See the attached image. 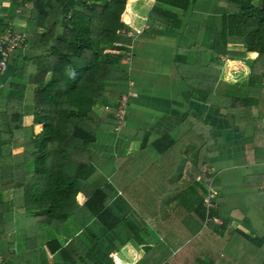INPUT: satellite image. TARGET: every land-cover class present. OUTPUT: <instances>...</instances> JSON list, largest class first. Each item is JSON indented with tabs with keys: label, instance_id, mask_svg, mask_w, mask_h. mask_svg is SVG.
Returning a JSON list of instances; mask_svg holds the SVG:
<instances>
[{
	"label": "crops",
	"instance_id": "1",
	"mask_svg": "<svg viewBox=\"0 0 264 264\" xmlns=\"http://www.w3.org/2000/svg\"><path fill=\"white\" fill-rule=\"evenodd\" d=\"M58 2L70 12L76 0ZM154 6L158 16L129 31L132 43L126 54L132 56L125 68L126 82L122 88L108 89L120 98L100 105L115 109L122 95L131 92L126 123L117 129L113 114L97 110L104 121L91 146L90 159L97 168L91 183L97 189L114 186L107 206L131 230L121 228L128 241L115 252L116 232L92 219L89 227L99 238L92 264H200L198 259L205 263L204 254L215 256L211 248L218 240L201 219V202L208 209L216 202L217 226L228 221L229 231L244 226L264 238V75L251 76L249 60L228 57L229 51L243 52V47L221 46L227 0H191L186 11L158 2ZM14 13L20 9L11 0L0 2V35L8 24L14 28L6 22ZM33 31L14 30L27 37ZM213 52L225 63L217 80L213 77L219 66L211 67ZM36 55L28 44L13 56L12 64L21 65L24 58ZM232 63L238 70L229 68ZM5 77L0 80L2 91ZM201 79L203 91L197 83ZM30 91L24 105L33 108ZM205 186L213 187L209 198L204 196ZM14 194L8 190L3 199L15 202ZM29 210L12 206L0 229L5 264H62L60 252L52 255L46 247L56 233L38 224ZM135 233L140 244L130 237ZM59 234L62 249L83 236L72 217ZM239 244L238 237L230 238L228 246L233 245L236 255ZM217 260L220 264L219 258L211 264Z\"/></svg>",
	"mask_w": 264,
	"mask_h": 264
},
{
	"label": "trees",
	"instance_id": "2",
	"mask_svg": "<svg viewBox=\"0 0 264 264\" xmlns=\"http://www.w3.org/2000/svg\"><path fill=\"white\" fill-rule=\"evenodd\" d=\"M11 1L20 13L9 16L6 22L16 31L34 30L27 34L28 44L37 55L24 58L21 65L11 60L4 91L0 92L4 110L0 112V229L5 228L12 206L20 212L31 209L38 224H47L56 233V238L46 243L52 255L60 252L62 264H92L99 245L98 236L89 227L92 219L116 232L115 252L119 244L128 241L121 228L131 230L129 223L107 206L114 186L108 183L97 189L91 183L97 172L90 159L91 146L96 144L104 121L97 110L110 98L121 96L108 89L122 88L126 82L122 59L132 43L127 32L143 28L158 16L156 2L186 11L191 0H76L70 12H65L58 0ZM221 46L243 47V52L229 51L228 57L249 60L251 76L258 72L259 78L264 75V0H227ZM218 56L213 52L211 59L213 69L219 66L213 77L216 80L225 64ZM12 65L14 72L10 71ZM236 66L232 63L229 68L238 70ZM202 80H197L201 91ZM30 89L34 101L27 126L22 108ZM28 166L33 167L31 172H25ZM8 190L14 191L15 202L3 199ZM202 190L208 198L213 195V187ZM216 206L215 202L208 209L201 202L198 209L218 240L211 250L222 249L230 255L233 245L228 246L229 240L238 237L242 241L238 258L246 256L245 264H264V238L244 226L231 233L228 221L217 226ZM69 217L82 228L83 236L73 239L69 249H62L59 233ZM130 237L141 243L136 233ZM222 255L220 259L226 263L228 257Z\"/></svg>",
	"mask_w": 264,
	"mask_h": 264
},
{
	"label": "built area",
	"instance_id": "3",
	"mask_svg": "<svg viewBox=\"0 0 264 264\" xmlns=\"http://www.w3.org/2000/svg\"><path fill=\"white\" fill-rule=\"evenodd\" d=\"M19 12V11H18ZM131 34V32H127ZM28 48V37L24 34L14 32L11 24L7 25L6 31L0 35V80L3 79L9 71L10 63L13 56L24 49ZM131 53H127L123 59L122 64L128 66L131 62ZM133 84V83H132ZM3 86H0V92ZM131 92L122 95L117 108L112 109L109 106L101 108L103 112H112L116 118L117 129H121L127 121L128 108L130 106ZM211 207V206H210ZM0 264H5L4 257L0 252Z\"/></svg>",
	"mask_w": 264,
	"mask_h": 264
},
{
	"label": "rangeland",
	"instance_id": "4",
	"mask_svg": "<svg viewBox=\"0 0 264 264\" xmlns=\"http://www.w3.org/2000/svg\"><path fill=\"white\" fill-rule=\"evenodd\" d=\"M101 108H103V107L100 106L99 112H100V114H103V111L101 110ZM18 109H19V106H18ZM32 109L33 108L31 106H29V105L28 106L24 105L23 108H22V110L24 112V119H26V125L27 126L30 124V120L32 119V113H33ZM3 111H4L3 107H0V112H3ZM233 253H234V257L232 258ZM214 254L216 255L217 259L218 258L220 259V257H221L220 255L224 254L225 256L228 257L227 261H228V263L230 261V264H245V263H247L246 256L244 257V259H243V257L238 258L237 257L238 254L236 255L235 250L232 252V254L230 253V255L227 254V252H225L222 249L217 250V252H215ZM242 256H244V255H242ZM204 257L206 258L205 264H211L212 258L208 254H204ZM234 258H236V259H234ZM224 260H223V258L220 259V264H227V263H224ZM218 263H219V261L217 260L216 264H218Z\"/></svg>",
	"mask_w": 264,
	"mask_h": 264
}]
</instances>
